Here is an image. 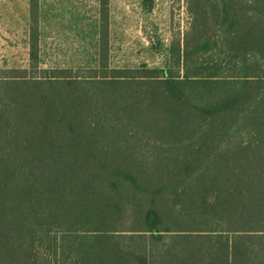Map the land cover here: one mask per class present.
<instances>
[{
    "label": "trees",
    "instance_id": "16d2710c",
    "mask_svg": "<svg viewBox=\"0 0 264 264\" xmlns=\"http://www.w3.org/2000/svg\"><path fill=\"white\" fill-rule=\"evenodd\" d=\"M189 7L169 66L112 68L102 15L97 67L42 68L30 0L28 68L0 69V258L264 264V0Z\"/></svg>",
    "mask_w": 264,
    "mask_h": 264
},
{
    "label": "rangeland",
    "instance_id": "374dc122",
    "mask_svg": "<svg viewBox=\"0 0 264 264\" xmlns=\"http://www.w3.org/2000/svg\"><path fill=\"white\" fill-rule=\"evenodd\" d=\"M189 1L38 0L40 66L97 67L102 15L107 21L112 68L169 66L171 49L182 47L192 21ZM29 10L30 0H0V69L28 68ZM40 251L51 256L45 247ZM44 256L37 264L51 260ZM0 264L26 263L20 258H0Z\"/></svg>",
    "mask_w": 264,
    "mask_h": 264
}]
</instances>
